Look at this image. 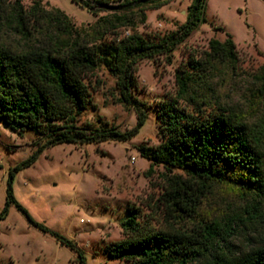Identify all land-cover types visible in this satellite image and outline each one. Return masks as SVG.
Returning a JSON list of instances; mask_svg holds the SVG:
<instances>
[{
    "label": "rangeland",
    "instance_id": "rangeland-1",
    "mask_svg": "<svg viewBox=\"0 0 264 264\" xmlns=\"http://www.w3.org/2000/svg\"><path fill=\"white\" fill-rule=\"evenodd\" d=\"M20 0L24 9L40 2V10H59L76 30L79 44H110L138 34L147 41L161 38L182 26L192 0H165L158 6L132 5L122 10L119 23L100 4L125 6L135 0ZM14 0H5L0 12V43L14 52L50 48L60 38L49 20L31 18L30 35L17 33L8 19ZM88 3V7L83 5ZM90 12H94L91 14ZM103 18L110 20L103 21ZM205 23L178 45L170 57L139 60L134 66V97L138 111L118 103L116 78L104 65L85 81L89 104L78 116L80 128L131 132L143 110L145 123L127 141L99 144L65 143L44 150L29 167L14 174L12 192L32 220L65 237L82 253L85 264H122L109 258L105 248L123 239L121 222L127 208L140 212L142 224L154 229L190 234L201 221L229 223L226 242L210 250V257L233 259L241 252L264 247V188L260 197L246 199L235 189L213 185L204 190L193 212L173 214L158 203L166 178L186 177L141 157L139 147L160 143L157 113L176 93L175 72L192 60L205 62L211 41L233 37L238 59L234 68L213 63L207 86L222 105L244 120L261 137L264 153V98L257 90L264 85V0H206ZM144 22V23H143ZM78 36V38H77ZM184 106V105H183ZM42 143L30 130L21 136L0 121V215L5 207L7 179L11 171L28 160ZM264 180V173H263ZM198 186H194V190ZM0 264H79L75 253L53 237L33 227L10 205L0 220Z\"/></svg>",
    "mask_w": 264,
    "mask_h": 264
},
{
    "label": "trees",
    "instance_id": "trees-1",
    "mask_svg": "<svg viewBox=\"0 0 264 264\" xmlns=\"http://www.w3.org/2000/svg\"><path fill=\"white\" fill-rule=\"evenodd\" d=\"M71 1L81 5L77 0ZM95 1L102 3L101 0ZM163 1L134 6H158ZM39 3L33 2L27 10L20 5V0H14L8 19L15 31L28 37L31 33L27 25L34 17L37 22H52L60 38L56 37L50 48L27 52L11 51L0 43V121L17 135L30 130L42 141L28 160L9 173L0 220L5 218L8 207L14 205L29 224L75 253L79 264H85L74 243L35 223L17 203L12 192L14 174L31 166L44 150L56 145L127 141L135 136L145 123L143 110L137 115L136 127L128 133L77 126L78 116L89 104L85 81L101 64L104 65L116 78L118 103L138 111L142 103L133 95L135 64L142 59L170 57L178 45L205 23L206 0H192L185 23L158 42L132 34L117 42L98 45L73 43V35L77 32L69 25L67 16L57 9L50 12L40 10ZM3 5L5 0H0V12ZM83 5L88 7L87 2ZM128 5L130 3L125 5L126 8L131 7ZM121 12H111L112 19L120 23ZM105 20L110 18H103ZM237 59L236 44L227 34L222 42L209 43L205 62L192 60L188 67L178 68L175 96L166 99L157 113L160 143L151 148H138L142 158L171 172L178 170L186 177L185 181H181L178 175L166 178V187L158 200L178 217L193 212L200 204L198 191L202 194L213 185L231 187L252 200L263 192L261 137L230 108L216 101L206 84L213 63L235 69ZM257 94L264 98V85ZM193 185L198 186L196 190ZM121 229L123 239L105 250L110 259L122 264H264V247L241 252L233 259L210 257V250L221 249L228 237L227 232L231 230L229 223L216 219L201 221L190 234H186L142 224L139 210L128 207Z\"/></svg>",
    "mask_w": 264,
    "mask_h": 264
},
{
    "label": "water",
    "instance_id": "water-1",
    "mask_svg": "<svg viewBox=\"0 0 264 264\" xmlns=\"http://www.w3.org/2000/svg\"><path fill=\"white\" fill-rule=\"evenodd\" d=\"M151 1H160V0H139V1L135 2L134 4H130L128 6L145 4V3H148V2H151ZM126 7L127 6L109 5V4H101V5L98 6L99 9H102V10H105V11H108V12L122 11Z\"/></svg>",
    "mask_w": 264,
    "mask_h": 264
}]
</instances>
